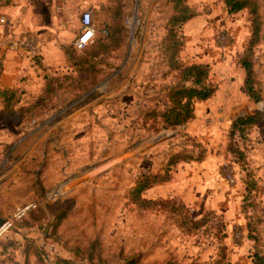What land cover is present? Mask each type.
<instances>
[{"label": "rangeland", "instance_id": "374dc122", "mask_svg": "<svg viewBox=\"0 0 264 264\" xmlns=\"http://www.w3.org/2000/svg\"><path fill=\"white\" fill-rule=\"evenodd\" d=\"M256 1L257 101L245 91L240 62L251 34L247 10L228 13L223 0H187L196 14L179 27V57L207 63L217 89L194 105L187 123L149 128L145 113L163 108L165 88L176 81L174 72L164 74L162 51L172 3L121 0L123 42L97 60L95 81L73 74L81 89L63 86L35 123L8 121L0 102V218L12 219L41 194L64 187L0 232V264H223L217 262L221 245L230 264H252V254L264 251V0ZM107 6L95 0L93 21H106ZM132 15L140 22L135 30L125 25ZM221 31H228L226 41L217 40ZM99 34L95 39L105 36ZM19 90L21 104L39 93ZM244 115L256 122L231 136L233 120ZM178 152L201 159L169 166ZM226 161L235 170L233 185L222 168ZM166 170L170 179L142 196L175 198L193 219L207 215L202 228L188 232L171 208L132 201L138 177Z\"/></svg>", "mask_w": 264, "mask_h": 264}, {"label": "trees", "instance_id": "16d2710c", "mask_svg": "<svg viewBox=\"0 0 264 264\" xmlns=\"http://www.w3.org/2000/svg\"><path fill=\"white\" fill-rule=\"evenodd\" d=\"M172 3V14L166 24V33L162 39L163 58L167 71L165 75L173 73L176 80L174 84L165 88V104L163 108L151 107L145 113L147 122L151 119L149 128L159 130L160 128H175L183 125L194 118V105L209 99L216 91L217 85L210 78V66L207 63L192 62L184 63L180 57L183 48V40L179 35V27L190 20L196 13L187 4V0H170ZM107 18L105 28L107 35L96 38L89 46L82 50H77L73 43L62 45L68 63L76 72L87 73L90 81H95L101 68L97 65V60L109 55V53L119 50L124 36V28L121 22L122 6L121 0H107ZM228 13H236L247 10L250 16L251 34L247 42L246 49L240 58V62L245 71L243 80L246 93L255 101L258 95L254 90L253 67L251 51L258 42L260 32V16L256 0H223ZM1 69V62H0ZM68 86L72 90L81 89L82 82L73 74L54 75L45 79L44 86L32 101L21 104L16 88L0 87V102L3 115L11 122L36 121L44 111L48 110L56 93ZM256 122L254 115H244L233 120L230 135L236 132L243 133L246 127ZM188 159H201V156L191 158L184 152L173 154L169 161V166L175 165L179 161ZM170 179L169 170L163 174H145L136 179L134 187L130 191L132 201L143 208L159 205L160 208H171L174 213L180 215L181 225L188 232L202 228L207 223V215L199 219H193L185 212H181L183 205L179 204L175 198L169 199H146L142 193L152 186L168 181ZM34 209H37L34 208ZM32 209V210H34ZM30 210V211H32ZM64 216L58 217L54 225L56 226ZM226 247H219V260L225 261L223 264H230L226 261ZM218 264V263H216ZM252 264H264V251L256 250L252 254Z\"/></svg>", "mask_w": 264, "mask_h": 264}, {"label": "crops", "instance_id": "0c3cea01", "mask_svg": "<svg viewBox=\"0 0 264 264\" xmlns=\"http://www.w3.org/2000/svg\"><path fill=\"white\" fill-rule=\"evenodd\" d=\"M87 7H95V0H0V17L6 20L0 25V87L18 90L26 87L33 89L35 94L41 91L45 79L50 76L77 74L61 46L73 43L79 31L76 20H79L82 9ZM92 10L95 18L96 11ZM96 23L97 34L100 35L105 22L101 19ZM27 31L33 32L39 42V53L33 59L23 51L7 48L3 43L7 36ZM32 144L34 152L36 138Z\"/></svg>", "mask_w": 264, "mask_h": 264}, {"label": "built area", "instance_id": "2783aa9c", "mask_svg": "<svg viewBox=\"0 0 264 264\" xmlns=\"http://www.w3.org/2000/svg\"><path fill=\"white\" fill-rule=\"evenodd\" d=\"M94 12L92 8L87 7L82 9L79 16V31L75 39L73 40V45L77 50H82L89 46L95 39L97 35V28L93 23ZM6 20L4 17H0V23H4ZM139 18L137 15H132L131 17L126 18L125 25L130 26L131 29L135 30L139 26ZM102 35H107V30L105 27L100 29ZM229 37L228 31H221L217 34V40L219 42L226 41ZM4 45L7 48L23 51L24 53L35 57L39 53V42L36 38V35L33 32L27 31L20 35H10L3 40ZM35 123V121H31ZM222 168L225 172V178L229 184L233 185L235 183V170L233 165L229 162H224ZM58 194V193H57ZM56 195L55 191L50 193H45L42 196L38 197L36 200L27 204L23 208L18 209L13 218L17 219L30 210L36 208L38 205L45 203L49 198ZM12 219H4V222L0 224V232H2L10 223Z\"/></svg>", "mask_w": 264, "mask_h": 264}, {"label": "bare ground", "instance_id": "6f19581e", "mask_svg": "<svg viewBox=\"0 0 264 264\" xmlns=\"http://www.w3.org/2000/svg\"><path fill=\"white\" fill-rule=\"evenodd\" d=\"M64 188V187H63ZM63 188L61 187V188H59V189H57L56 191H55V193L57 194V193H60L61 191H63Z\"/></svg>", "mask_w": 264, "mask_h": 264}, {"label": "water", "instance_id": "95a60500", "mask_svg": "<svg viewBox=\"0 0 264 264\" xmlns=\"http://www.w3.org/2000/svg\"><path fill=\"white\" fill-rule=\"evenodd\" d=\"M42 195H43V194H41L40 196H42ZM40 196H39V197H40ZM3 222H4V219H1V218H0V224L3 223Z\"/></svg>", "mask_w": 264, "mask_h": 264}]
</instances>
